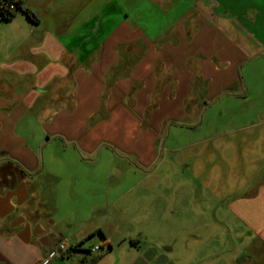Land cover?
<instances>
[{
  "label": "crops",
  "instance_id": "crops-1",
  "mask_svg": "<svg viewBox=\"0 0 264 264\" xmlns=\"http://www.w3.org/2000/svg\"><path fill=\"white\" fill-rule=\"evenodd\" d=\"M22 7L34 16L27 1ZM131 8V19L127 13L109 23L107 16L94 28L82 21L72 29L71 17L56 20L53 30L33 36L35 49L19 61L20 72L35 74L34 96L11 100L0 95V264H21L27 254L16 250L48 244L38 220L37 149L15 131L28 106L42 101L38 89L51 91L50 99L38 104L45 141L58 138L92 153L102 137H112L137 163L150 167L163 122L188 119V107L198 96L213 99L224 88L246 84L240 70L264 56V0H147ZM102 23L108 28L104 32ZM3 83L0 89L11 88L8 79ZM65 175L70 176L52 174V185L66 182ZM253 199L264 207V187L254 198L229 204L228 213L239 222L232 226L238 244L228 251L201 245L196 253L207 255L195 262L264 264V208L253 209ZM203 223L161 227L155 232L168 234L169 240L143 251L132 245L141 254L127 264H189L190 256L182 258L176 251L190 246L179 233H201ZM84 238L80 235L75 244ZM225 252L230 253L226 263L220 258Z\"/></svg>",
  "mask_w": 264,
  "mask_h": 264
},
{
  "label": "rangeland",
  "instance_id": "rangeland-1",
  "mask_svg": "<svg viewBox=\"0 0 264 264\" xmlns=\"http://www.w3.org/2000/svg\"><path fill=\"white\" fill-rule=\"evenodd\" d=\"M24 1L34 16L28 19L16 11L11 20L0 19V84L8 79L11 86L0 89V95L11 100L34 96L37 91L35 74L19 71V61L29 58V51L36 47L34 35L45 34L53 30L56 20L70 17L72 29L82 21L94 28L99 21L105 23L107 16L109 23L127 13L131 19V7L140 1L147 3ZM38 19L40 23L35 21ZM101 28L104 32L107 27L102 23ZM7 64L12 68H6ZM247 64L240 70L246 84L224 88L217 98L198 96L188 107V119L163 122L150 167L137 163L112 137H102L92 153L58 138L45 141L38 104L50 99L51 91L38 89L42 101L28 106L15 131L30 149H37L35 176L42 184L38 220L48 244L16 250L19 255L27 254L21 257V264L32 257L37 260L27 264H127L148 244L155 247L160 246L158 241L169 240L168 234L162 237L155 231L172 222L190 226L201 221L206 226L201 233H179L178 238L190 246L176 251L182 258L190 256L189 264H200L195 258L207 255L196 253L201 245L232 250L238 244L234 227L239 222L228 213L229 204L247 196L254 198L264 187V56ZM64 163L69 169L61 170ZM63 171L70 174L65 175L66 182L55 180L52 185L51 175ZM261 205L253 199V209H263ZM80 235L85 238L76 245ZM60 243L66 245L63 250ZM220 258L226 263L230 253Z\"/></svg>",
  "mask_w": 264,
  "mask_h": 264
},
{
  "label": "trees",
  "instance_id": "trees-1",
  "mask_svg": "<svg viewBox=\"0 0 264 264\" xmlns=\"http://www.w3.org/2000/svg\"><path fill=\"white\" fill-rule=\"evenodd\" d=\"M3 2L14 3L15 6H16V11H22L23 13H25V15H26L27 17L30 18L29 12H28L25 8L22 7V6H23V0H0V5H1ZM16 11L13 12V13L7 12L6 14L0 13V17H1V19H3V20H10V19H12V18L15 16ZM100 233H101V232H100ZM96 260H97V259H95V260L93 261V263H95Z\"/></svg>",
  "mask_w": 264,
  "mask_h": 264
},
{
  "label": "built area",
  "instance_id": "built-area-1",
  "mask_svg": "<svg viewBox=\"0 0 264 264\" xmlns=\"http://www.w3.org/2000/svg\"><path fill=\"white\" fill-rule=\"evenodd\" d=\"M15 11H16V6L14 3L3 2L0 5V13L6 14L7 12L13 13ZM0 19H1V17H0ZM65 246H66L65 243L59 244V248L62 250L65 248Z\"/></svg>",
  "mask_w": 264,
  "mask_h": 264
}]
</instances>
